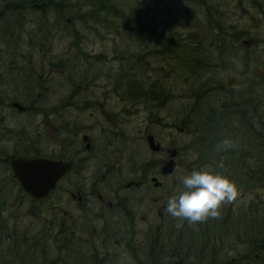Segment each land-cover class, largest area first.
Masks as SVG:
<instances>
[{
    "label": "flooded vegetation",
    "instance_id": "obj_1",
    "mask_svg": "<svg viewBox=\"0 0 264 264\" xmlns=\"http://www.w3.org/2000/svg\"><path fill=\"white\" fill-rule=\"evenodd\" d=\"M4 5L0 17L14 10L15 18H0L1 247L3 238L13 237L9 249L22 245L28 253L49 240L51 250L61 248L60 258L49 264H264V239L251 241L245 214L233 222L220 217L192 224L167 213V199L178 189L169 182L182 168L180 148L188 135L182 131L179 109L172 113L165 100L150 104L135 93L139 85L114 83L113 76L104 86L87 82L91 65L80 73V83H70V58L106 59L110 52L106 54L108 44L103 43L110 41L112 64L118 57L146 61L152 54H164L156 42L150 41L152 51L145 50V40L117 50L115 40L121 36L85 40L71 34L75 30L69 19L58 17L57 2ZM123 88L126 98H116ZM138 110L146 117L140 124L144 127L138 129L142 133L130 134L122 113L135 115ZM174 150L178 154L171 159ZM170 161L173 172L165 174ZM153 214L154 224L148 220ZM256 216L258 226L262 222ZM231 223H237L231 230L242 233L231 234ZM178 224L189 245L192 235L203 230L213 240L220 224L228 233L220 252L198 258L189 248L171 252L167 230ZM253 232L254 237L261 235L260 228ZM20 257L18 264L29 263L24 254Z\"/></svg>",
    "mask_w": 264,
    "mask_h": 264
},
{
    "label": "rangeland",
    "instance_id": "obj_2",
    "mask_svg": "<svg viewBox=\"0 0 264 264\" xmlns=\"http://www.w3.org/2000/svg\"><path fill=\"white\" fill-rule=\"evenodd\" d=\"M123 1L129 9L137 8V12H135L137 15L134 19L138 23L142 22L146 25L145 30H147V33L143 40L146 41L149 48H145V50L152 51L154 49V44L150 43V41H153L156 42L155 44L159 45L158 51L162 50V52H164L161 56H154L152 54L148 57L150 59H146L148 62V64L145 63L147 71L142 73V70H137L141 72L144 77L143 83L145 86H143V88L144 90H148L154 81L164 86L166 90L164 99L167 108L171 110L172 113L174 110L176 111L179 109L182 123L188 116V112L193 105L194 94L197 93L196 91L200 88V85L208 81L224 84L229 89L233 87L235 92H238V88H241V85L245 83V87L248 85L255 86L257 93L261 95L263 87L262 79H264V0H203L205 2V12L203 8L198 6L199 3L197 0ZM253 1L259 5H263V9H255ZM79 2L84 4L86 0H73L72 5ZM5 7L3 1L0 0V12H2ZM0 18L9 19L15 18V16L12 12L6 11ZM215 22L221 24L223 28L226 27V31L229 34L241 29L245 32V35L238 41H234L227 35L230 40H233V47H230L228 52L223 53L221 56H219V53L215 50L204 52L201 56L203 60L206 61L205 63L207 65L204 64L202 66V71L199 73L187 74L182 69V62L183 60L190 59L189 55H191V53L189 51L197 45L196 43H199L201 40L202 45H205L207 50L215 47V36L212 35V31L215 29ZM116 23L122 25L121 22ZM91 24H89V27L84 28L81 24L76 23L73 29L85 40L89 37L91 40H94V36L96 35L102 37L106 35L121 36L119 39L115 40V44H118V47H116L117 50L119 48V50H124L123 48L129 45H136V43H131L130 38L123 34L124 28L122 26L119 28L110 27L107 31H104L103 28L96 26L95 23L91 22ZM72 40L73 39H71V41ZM108 42L109 43H103L108 44L106 54L108 52L111 53L112 51L110 50L113 48V44L110 43V41ZM246 42L248 45L244 44ZM95 50L97 52L100 51L97 47H95ZM131 51H136V47L131 48ZM110 53L107 55L106 61L102 59V61L104 60L105 62L99 64H95L96 59L94 60V58H70V83H80V73H83L85 71L84 69L91 65V70L85 74L87 76L86 81H95L99 86L107 84L109 76L115 74L119 67L116 61L115 64L110 63ZM72 56L73 54H71L70 57ZM246 59H248L247 71L244 70ZM242 72L247 73L243 75ZM95 73L98 74L97 77ZM93 77H96V79L92 80ZM126 93L127 91L125 88H123V90H118L116 98H123L126 96ZM100 98L104 99L102 96H100ZM117 109L120 113V110L123 108L118 106ZM138 111L141 113H136L135 115L122 113L124 117L123 121L126 122L125 127L129 128L130 134L142 133V131H138V129L143 130L144 123L142 125L140 124L145 122L146 117L142 113L143 111ZM261 111L264 113V110ZM238 135L240 136V134ZM191 137L193 138V136ZM191 137L188 138L185 136L182 138L183 143L190 141ZM195 156L196 154L194 155L191 153V155L183 157L181 160V171L179 170L177 173L178 175L173 177L169 182V184L177 186L178 189L176 192L182 187L180 184V177L188 174V172H185V162L194 161ZM247 165H249L248 168H260L262 166L261 163H254L253 159H250ZM249 173L254 174L255 172L250 171ZM244 214L247 218L245 220L247 235L251 234V241L264 239L259 238L261 235L264 236V182L260 179L252 185L238 188L236 199L231 203L223 204L219 210V216L210 219L218 220L220 217L223 219L229 217L230 222H233L237 217H241ZM254 215L260 217L262 224L259 223L260 225L258 224V226H256L253 223ZM148 220L150 223L154 224L156 222L154 214L153 216L151 215ZM183 220L184 219H181V221ZM236 224L237 223H231V226H227L234 236H238L239 233H242L240 229L238 231L235 229L231 230L232 226ZM176 227L180 228L181 225L178 224ZM259 228L261 230V235L254 237L252 235L254 233L253 229ZM145 229L146 228H144V230ZM31 236L32 235H30V237ZM23 237L29 238L28 235H23ZM12 238L13 237L9 239L3 238L2 240L4 244L3 247L0 246L2 264H18L23 261L20 257L22 254L26 256V261H29L28 264H44V261L47 260L45 264H49L60 258L58 250L61 248L57 247L51 250L49 240H45V247L41 245L38 249L27 253L20 249L22 245L19 249L17 246H11L16 248L9 249V245L13 241ZM242 240L248 242L246 239ZM17 244L20 245L21 240ZM29 244L30 242L25 247H28Z\"/></svg>",
    "mask_w": 264,
    "mask_h": 264
},
{
    "label": "trees",
    "instance_id": "obj_3",
    "mask_svg": "<svg viewBox=\"0 0 264 264\" xmlns=\"http://www.w3.org/2000/svg\"><path fill=\"white\" fill-rule=\"evenodd\" d=\"M2 1L4 4L20 2V0ZM30 1L59 3L58 17L71 19V29L76 23H80L85 28L93 22L96 26L103 28L104 31L110 27L119 28L122 26L124 28L123 34L128 36L143 37L147 33L146 25L142 22L138 23L134 19L137 15L135 13L137 8L129 9L123 0H86L84 4L79 2L73 3L74 5H72L73 0ZM197 1L198 6L204 9L205 2L203 0ZM253 3L255 9H263V5L254 1ZM66 5L68 11L65 10ZM10 12H14V10ZM62 13H65V17H62ZM116 22H121L122 25ZM72 34L78 35V32ZM212 35L215 36L216 45L214 48L207 50L200 40L189 51L191 53L190 59L183 60L182 69L187 74L202 71V66L206 64L201 56L204 52L215 50L221 56L228 52L230 47H233L232 41L241 40L240 38L245 35V32L239 29L237 32L229 34L226 27L223 28L221 24L215 22ZM227 35L233 40H230ZM134 43L143 44L144 40L136 39ZM246 60L245 71L248 69V59ZM102 62V60L97 59V64ZM145 62V59H140L138 56L133 58L118 57L117 65L119 67L113 75V82L133 84L135 87L139 85L138 89L140 90L136 91L135 89V93L140 92V95L150 104L165 100L166 90L159 82L154 81L148 90H144L145 84L142 73L147 71ZM137 70H142V73ZM136 72L141 76H135ZM246 73L242 72L243 75ZM262 83L261 95L257 93L255 86L248 85L245 87V83L241 85V88H238V92H235L234 88L229 89L226 85L214 81H208L199 86L197 93L194 94L193 105L188 116L182 123L185 134H188L186 137L193 136V138L191 137V140L186 143L182 141L180 158L182 160L183 157H187L191 153L196 154L194 161L185 162V172L190 173L193 169H199L202 166H212L234 180L238 188L252 185L258 179L264 182V113L261 111L264 110V79H262ZM225 138L231 139L235 147L228 150L224 149L221 141ZM250 159H253L254 163H261L262 166L260 168H248L249 165L247 164ZM250 171L255 173L250 174ZM222 226L223 224H220L214 230V245L212 234H208L205 230L199 234H193L192 243L189 245L184 241V234L180 235L181 228L175 226L170 228L167 233L172 238L170 246L173 249L171 248V252L174 253L173 250L177 251L178 249L184 251L185 248H189L198 258H208L211 252L217 254L221 251L223 236L228 233V230ZM182 255L184 256V254Z\"/></svg>",
    "mask_w": 264,
    "mask_h": 264
},
{
    "label": "clouds",
    "instance_id": "obj_4",
    "mask_svg": "<svg viewBox=\"0 0 264 264\" xmlns=\"http://www.w3.org/2000/svg\"><path fill=\"white\" fill-rule=\"evenodd\" d=\"M224 149L235 147L234 142L225 138L221 141ZM182 187L167 199V213L189 223L217 218L223 204L231 203L238 195L234 180L212 166L193 169L180 177Z\"/></svg>",
    "mask_w": 264,
    "mask_h": 264
},
{
    "label": "water",
    "instance_id": "obj_5",
    "mask_svg": "<svg viewBox=\"0 0 264 264\" xmlns=\"http://www.w3.org/2000/svg\"><path fill=\"white\" fill-rule=\"evenodd\" d=\"M149 142H150V148L153 149L151 138H149ZM176 155H177V152H172V153H171V157H172V158L175 157ZM173 167H174V166H173V162H169V163H167V165H166V166L164 167V169H163V173H165V174L172 173V172H173ZM32 187H33V185L28 184L27 190H28V191H31ZM39 188H40V187H39ZM41 188H46V186H43V187H41ZM37 190H38V188H37ZM40 195H42V194H39V196H40Z\"/></svg>",
    "mask_w": 264,
    "mask_h": 264
},
{
    "label": "bare ground",
    "instance_id": "obj_6",
    "mask_svg": "<svg viewBox=\"0 0 264 264\" xmlns=\"http://www.w3.org/2000/svg\"><path fill=\"white\" fill-rule=\"evenodd\" d=\"M137 39H144V38L137 37ZM134 75H135V76L137 75V77L140 76V75L137 74V72H136V74H134ZM135 76H134V77H135Z\"/></svg>",
    "mask_w": 264,
    "mask_h": 264
}]
</instances>
